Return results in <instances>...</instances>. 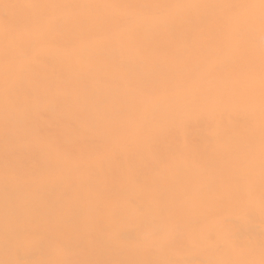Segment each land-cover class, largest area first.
Listing matches in <instances>:
<instances>
[{
    "label": "bare ground",
    "instance_id": "bare-ground-1",
    "mask_svg": "<svg viewBox=\"0 0 264 264\" xmlns=\"http://www.w3.org/2000/svg\"><path fill=\"white\" fill-rule=\"evenodd\" d=\"M259 5L0 0V262L261 264Z\"/></svg>",
    "mask_w": 264,
    "mask_h": 264
},
{
    "label": "snow or ice",
    "instance_id": "snow-or-ice-1",
    "mask_svg": "<svg viewBox=\"0 0 264 264\" xmlns=\"http://www.w3.org/2000/svg\"><path fill=\"white\" fill-rule=\"evenodd\" d=\"M230 8L239 7L237 5H229ZM260 27H261V52H260V71H261V86H262V108H264V0H260ZM261 154L262 162H264V124H262L261 131ZM264 247V244H262ZM0 264H23V262H0ZM46 264H59V262L50 261ZM168 264H180V262H168ZM261 264H264V260L261 261Z\"/></svg>",
    "mask_w": 264,
    "mask_h": 264
}]
</instances>
